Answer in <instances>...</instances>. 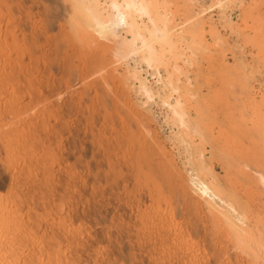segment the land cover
I'll return each mask as SVG.
<instances>
[{
	"label": "rangeland",
	"instance_id": "1",
	"mask_svg": "<svg viewBox=\"0 0 264 264\" xmlns=\"http://www.w3.org/2000/svg\"><path fill=\"white\" fill-rule=\"evenodd\" d=\"M0 199L17 264H264V0H0Z\"/></svg>",
	"mask_w": 264,
	"mask_h": 264
},
{
	"label": "bare ground",
	"instance_id": "2",
	"mask_svg": "<svg viewBox=\"0 0 264 264\" xmlns=\"http://www.w3.org/2000/svg\"><path fill=\"white\" fill-rule=\"evenodd\" d=\"M165 35V34H164ZM164 35H162V37L164 36ZM1 200V199H0ZM0 204H1V202H0ZM3 206V205H2ZM4 207V206H3ZM2 207V208H3ZM1 209V208H0ZM1 210H3V209H1ZM1 228V227H0ZM2 234V233H1ZM3 235V234H2ZM5 237H6V235H5ZM2 238H4V236L2 237ZM7 238V237H6ZM5 239V238H4ZM1 240V239H0ZM5 254H6V252H4ZM3 255V252H1L0 251V264H15L17 261L15 260H13V262H12V259L11 260H7L5 257H4V255ZM3 257V258H2ZM5 258V259H4ZM8 261H10V262H8ZM19 262V261H18ZM17 264V263H16Z\"/></svg>",
	"mask_w": 264,
	"mask_h": 264
}]
</instances>
